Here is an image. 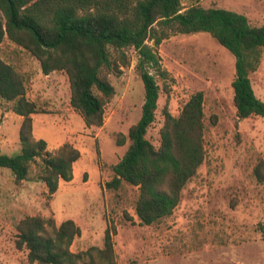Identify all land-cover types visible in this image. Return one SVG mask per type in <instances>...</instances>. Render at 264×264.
Wrapping results in <instances>:
<instances>
[{"label": "rangeland", "instance_id": "obj_1", "mask_svg": "<svg viewBox=\"0 0 264 264\" xmlns=\"http://www.w3.org/2000/svg\"><path fill=\"white\" fill-rule=\"evenodd\" d=\"M194 2L246 14L255 26L264 24V0H184L185 5ZM149 44L170 78L166 92L158 77L161 91L148 138L160 144L165 105L178 115L190 96L203 90L206 153L173 213L150 225L136 214L137 186L123 181L118 191L106 188L112 166L130 143L118 144V135L127 134L142 114L145 87L136 66L138 52L131 49V65L112 76L116 94L105 107L104 124L89 127L70 104L64 71L44 74L27 51L9 41L0 46V57L24 74L29 98L46 110L35 114V136L46 141L49 151L68 141L81 152L72 180L60 179L52 198L34 167L21 184L10 168L0 167V264H29L27 251L16 246L17 225L37 213L54 215L58 224L75 220L81 234L73 251L102 247L105 230L113 224L119 264H264V182L254 173L264 158V116L237 118L235 56L209 32L171 33L161 44ZM250 78L264 101V56ZM11 106L0 99V152L16 155L21 152L20 121L16 112L5 118Z\"/></svg>", "mask_w": 264, "mask_h": 264}, {"label": "trees", "instance_id": "obj_2", "mask_svg": "<svg viewBox=\"0 0 264 264\" xmlns=\"http://www.w3.org/2000/svg\"><path fill=\"white\" fill-rule=\"evenodd\" d=\"M195 32H209L236 58L232 86L237 118L264 116V101L250 78L264 56V24L253 25L246 14L199 2L185 5L184 0H0V46L9 41L27 51L44 74L64 71L70 104L89 127L104 124L105 107L116 94L112 76L131 65V49L138 52L136 66L145 87L142 114L127 134L118 135V144L130 143L112 166L114 176L106 188L118 191L123 181L137 186L135 211L143 224L173 213L184 187L205 160L203 90L193 93L178 115L164 106L159 145L147 136L156 120L158 77L166 92L170 78L149 41L159 45L171 33ZM0 99L12 102L11 110L23 118L21 152H0V167L10 168L17 184L27 180L34 167L36 179L46 183L52 198L60 179L72 180L80 150L67 141L49 151L46 141L36 138L33 114L46 110L27 97L24 74L1 57ZM254 173L264 182V158ZM114 231L110 223L102 247L73 251L71 245L81 234L75 220L58 224L54 215L37 213L19 221L16 246L27 251L29 264H119Z\"/></svg>", "mask_w": 264, "mask_h": 264}, {"label": "crops", "instance_id": "obj_3", "mask_svg": "<svg viewBox=\"0 0 264 264\" xmlns=\"http://www.w3.org/2000/svg\"><path fill=\"white\" fill-rule=\"evenodd\" d=\"M27 97L29 98V94L27 93ZM31 100H35V99H31ZM35 101H37V100H35ZM14 111L13 110H11V111H9V112H6L5 113V118H7L9 115H11V114H14L13 113ZM14 116H18V119H19V121H20V126H21V123H22V120H23V118H22V116L21 115H14ZM33 120H34V123H35V121H36V119H35V114H33ZM37 138V137H36ZM38 139V138H37Z\"/></svg>", "mask_w": 264, "mask_h": 264}]
</instances>
